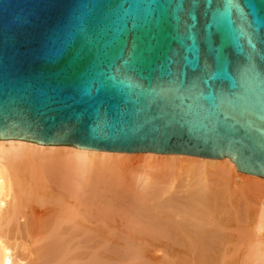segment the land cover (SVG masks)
Masks as SVG:
<instances>
[{
  "label": "water",
  "instance_id": "1",
  "mask_svg": "<svg viewBox=\"0 0 264 264\" xmlns=\"http://www.w3.org/2000/svg\"><path fill=\"white\" fill-rule=\"evenodd\" d=\"M1 139L264 178V0H0Z\"/></svg>",
  "mask_w": 264,
  "mask_h": 264
},
{
  "label": "bare ground",
  "instance_id": "2",
  "mask_svg": "<svg viewBox=\"0 0 264 264\" xmlns=\"http://www.w3.org/2000/svg\"><path fill=\"white\" fill-rule=\"evenodd\" d=\"M133 167L142 168L144 174H151L152 177L157 173L159 176H175L172 185L182 172L203 173L200 175L206 180L214 175L225 181L236 169L227 157L216 159L184 154L92 151L71 145L1 139L0 264H96L97 225L110 226L115 223L116 214L125 211L121 206L132 200L135 202L138 190L148 181L143 175L136 179L132 177L134 180H130L131 183L128 184V181L123 185L119 175L120 188L119 181L115 182L111 173ZM237 176H243L237 182L249 193L246 199L249 224L243 229L246 234L242 233L247 236L246 240L232 257L227 258L222 247L223 240L219 241L220 234L215 235L218 232L216 229L213 228L216 230L214 232L211 227L206 228L212 232L209 243L205 233H210L206 229L203 233L202 227L197 228L200 223L195 233L191 230L194 227L189 229L191 225L184 222V225H180V228L183 226L182 231L177 229L178 224L177 243L174 240L176 245L174 242L169 244L177 264H264V178L242 172ZM143 178L147 181H143ZM175 194L173 197L169 195L173 201L166 199L170 205L174 202V206H177L175 201L178 194ZM114 210L120 211L114 213ZM199 230L203 233L202 238ZM196 240L201 244L206 241L203 246L209 244L206 247L208 250L198 245ZM109 246L108 242L103 246L107 257L111 253Z\"/></svg>",
  "mask_w": 264,
  "mask_h": 264
},
{
  "label": "rangeland",
  "instance_id": "3",
  "mask_svg": "<svg viewBox=\"0 0 264 264\" xmlns=\"http://www.w3.org/2000/svg\"><path fill=\"white\" fill-rule=\"evenodd\" d=\"M234 170L235 173L233 172L230 174L231 177L225 181L214 175L206 180V178L201 176L203 173L198 172L196 173L197 175H195V173L193 174L192 172H188L187 174L182 172L183 175L181 173L180 176L176 174L179 178L177 177L174 179L173 185L171 182L175 176L171 178V176H163V174L159 176L157 173L155 176L153 174L152 177L151 174H144V170L140 167L113 171L111 174H114L115 182L119 181L120 188V176L123 185L125 183L127 184L128 181L129 184L134 180L133 178L143 177V175H146L148 181L144 179L145 177L143 178V181L147 182L146 185L140 187L141 190H138V199H135L136 203L132 200L133 202L131 201L130 203H126L125 206H121V209L124 207L125 211L124 213L122 212V214H116L115 223L110 226L101 225L98 227L97 225L99 236L97 235V242L95 240L96 252L94 262L96 261V264H177L175 256L172 257L173 251L171 252L169 250V248L173 249L169 244H173L174 240L175 242L177 241L175 237L179 235V232L176 230L178 224L179 226L177 229L179 228L184 231L183 226L180 228V225H184L185 223L186 225H191L189 229L194 227V229H191L194 233L195 230L198 231L197 228L201 229V227L204 230L203 233L206 228L211 227V230H213V228L216 229L218 232L215 233V235L220 234L221 238L219 235V241L221 239L224 243H222V247L225 248V257H232L238 250V246L246 240L247 236H243V234H246L243 229L249 224V207L246 202L249 193L243 185L237 182L243 177H236V175H239L241 172L236 169ZM182 176L183 179L181 178ZM178 191H180L179 194ZM175 192L178 194V199L176 201L175 199L177 197L174 199L176 202L175 205L177 206H174V202H171L172 205L169 204L170 201H173L169 195L171 196L172 194L173 197ZM184 196H186V198L188 197V199ZM166 198L171 200L167 203ZM183 199L185 200L182 201ZM255 205L254 203L253 206ZM119 208L115 207L114 209ZM119 211L114 210V213ZM190 214L193 215L191 216ZM193 223H195L194 226L192 225ZM199 223L200 226L197 227ZM206 230L209 231V229ZM211 230L208 232L210 234H206L207 231L205 233V238L207 241L209 240V243L212 234ZM216 230L213 231L216 232ZM171 231L175 232L170 233ZM199 231L201 232V230ZM176 233L178 235H176ZM203 233L201 232V238ZM170 234L173 236L171 237ZM197 234H199V232ZM206 236L210 237L207 238ZM215 237L216 236H214V238ZM205 238L203 237V239ZM216 240V242H218L217 237ZM106 242L110 243L109 248L111 250L108 257L103 250L104 243ZM175 242L174 245L177 243ZM197 243L195 246L198 248L199 244L203 246L206 241L202 242V244L201 241H199L198 245ZM194 244L195 242H193L192 247H194ZM208 245L206 244V247ZM101 250H103V252ZM200 252H202V250H200Z\"/></svg>",
  "mask_w": 264,
  "mask_h": 264
}]
</instances>
